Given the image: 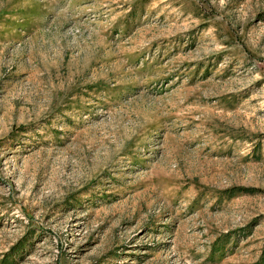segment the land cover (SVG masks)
I'll list each match as a JSON object with an SVG mask.
<instances>
[{
  "label": "rangeland",
  "instance_id": "obj_1",
  "mask_svg": "<svg viewBox=\"0 0 264 264\" xmlns=\"http://www.w3.org/2000/svg\"><path fill=\"white\" fill-rule=\"evenodd\" d=\"M0 264H264V0H0Z\"/></svg>",
  "mask_w": 264,
  "mask_h": 264
}]
</instances>
